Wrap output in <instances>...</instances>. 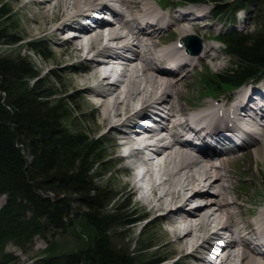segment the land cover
<instances>
[{
  "label": "bare ground",
  "instance_id": "1",
  "mask_svg": "<svg viewBox=\"0 0 264 264\" xmlns=\"http://www.w3.org/2000/svg\"><path fill=\"white\" fill-rule=\"evenodd\" d=\"M25 5L38 6L31 31L54 37L63 66L74 58L83 64V71L71 77V84L77 92L90 95L88 101L99 110V123L107 124L106 132L115 133L119 149L123 147L120 156L136 155L144 166L140 172L129 169L131 189L145 214H155L152 220L164 224L163 230L172 236L169 242L181 251L180 259L193 258L189 264H264V254L255 248L264 245V204L260 210L246 206L252 197L240 193L238 171L232 170L234 161L253 146L264 162V116H260L264 107H249L256 88H241L220 97L228 101L219 99L218 105L190 101L186 92L193 69L190 66L209 59L219 68L225 64L224 56L210 42H203L199 54H185V46L177 48V40L164 36L175 29L181 40L194 33L209 38L214 24L202 20L204 13L191 17L202 22L200 33L183 15L166 17L160 0H29ZM101 7L115 12L117 21L89 30L82 19ZM74 27L82 29L83 35H66ZM128 52L136 58H129ZM107 59L114 60L109 68L104 67L109 64ZM169 60L177 61L179 72L162 69ZM120 63L124 66L118 72L115 64ZM154 104L160 105L163 115L156 128H144L146 135L134 132L142 129L138 128L139 119L150 117ZM193 107L198 109L196 113L190 112ZM216 109L226 111L228 121L245 122L248 132L242 154L229 148L194 153L187 142L179 141L204 129L220 137V122L210 119ZM157 156L161 162L155 164L152 160ZM214 238L218 242L215 246L210 243ZM211 252L213 259L207 260L205 253Z\"/></svg>",
  "mask_w": 264,
  "mask_h": 264
},
{
  "label": "trees",
  "instance_id": "2",
  "mask_svg": "<svg viewBox=\"0 0 264 264\" xmlns=\"http://www.w3.org/2000/svg\"><path fill=\"white\" fill-rule=\"evenodd\" d=\"M189 1L212 2L217 17H233L240 7L256 9L252 31L219 35L233 64L203 75L209 90L230 88L264 75V0H232L231 6L226 0ZM10 17L11 10L2 3L0 43L14 45L22 38L17 36ZM28 43L33 51L51 57L41 40L30 39ZM47 76L61 81L54 70ZM53 87L26 56L19 52L13 56L0 54V196H6L0 208V264L19 263V258L7 251L9 243L26 251L35 236L47 237L50 231L61 234L75 226L76 217L81 220L77 232L84 236L81 244L60 252L52 243L32 264L163 262L165 258L156 255L136 258L156 246L146 239L138 241L137 250L113 241L110 233L135 222L132 215L138 210H131L123 199L111 214L109 205L118 195L114 188L96 184L97 177L101 179L112 171L107 166L112 160L104 152L107 146L102 137L88 136L82 127L75 126L77 117L71 115L81 110L76 94L55 98Z\"/></svg>",
  "mask_w": 264,
  "mask_h": 264
},
{
  "label": "rangeland",
  "instance_id": "3",
  "mask_svg": "<svg viewBox=\"0 0 264 264\" xmlns=\"http://www.w3.org/2000/svg\"><path fill=\"white\" fill-rule=\"evenodd\" d=\"M27 1L29 0H0V5L2 3H5L7 9L11 10L10 18L12 20V24H14L17 36L22 38L19 43H16L14 45L0 43V54H3L5 56H13L19 52L21 55L29 58L35 64L37 70L40 71V76L45 77L49 84H53V88L55 89L54 91L57 92V96L55 98H61L66 96L67 94L75 93L77 96L79 109H81L79 111L75 110V115H71L74 118L77 117L75 126L79 125V128L82 127V130H84L86 134H88V136H99L103 138L104 146H107V150L104 152H106L105 154L107 155H111L110 159L112 160L108 162L107 166H109L112 171L108 175L103 176L101 179L97 177L96 184L102 186L107 185L111 189L114 188L115 193H117L118 195L117 199L109 205L110 209H108L110 210L111 214H113V208L115 207V205H117L121 200L124 199L125 203L129 202V207L131 208V210H138L137 213L132 215V217L136 219L135 222L130 225L115 228L114 232L110 233L111 237H113L114 239L113 241L116 244H122L123 247L130 246L132 250H137L139 248V240L146 239V242L154 243L156 245L146 253L136 255V258L138 259H146L152 255H156L158 258H165V260L159 264H189L193 262L191 258L187 260L183 258L180 259L181 251L178 252V246L169 242L172 236L167 235L165 230H163L164 224H162V222L152 220L155 214H145V209L141 205V202L138 200L137 193L133 192V189H131L129 172L133 169L125 159L126 157L122 158L120 156L121 149H119V146L114 139L116 134L107 133L106 131L108 125L99 123V110L95 107V105L88 101L90 95L86 94L85 92H77V88H75V86L71 84V77L76 76L79 71H83V64L79 63V61H76V58H74L69 60L70 64L67 67H64L63 63H61V61L57 58V56H59V48L54 41V37L51 35H41L44 32L37 33L36 31H31V28H34L36 25V22L33 20V15L35 13V9L38 10V6L36 5L35 8H30L28 7V5H25V2ZM166 1H168L171 5L179 3V0ZM160 2L163 4V0H160ZM228 3L231 4V0H229ZM198 7H201L203 9L204 15L206 17L205 18L204 15L201 16L202 20L205 18L204 21L214 24V28L212 29L213 34H217L220 31H225L230 28V24L225 22V20H220L219 18H215L212 15L210 4H193L187 5L185 8L196 9ZM185 8L176 9L177 12H175L174 14L186 13V11L184 10ZM237 20L238 23L236 26H234V28H237L240 31L244 32L253 29V20L250 18V14H248L247 12H240L239 14H237ZM198 23H201L199 24V26H202V22ZM199 26L196 25L195 27L199 29ZM173 27L175 28L176 24H174ZM207 29L208 28H205L204 31H207ZM173 31L175 32V29ZM175 33L177 34V31ZM68 34L69 33H66V35ZM174 35L175 34H173V32L170 34L171 40H175ZM36 38L38 40H41L43 43H45V45L48 46L51 57L45 58V56H43L42 54H39L32 50L28 42L30 39ZM206 41L211 42L205 40L204 44H206ZM211 43L215 44L219 51H221L219 53L224 56L223 58L225 60V64L219 68H215V62L209 61V59L201 63L211 62L207 67L211 71H221L231 66L233 64L232 56H229V54L223 51V47L219 46V43H216L214 41H212ZM65 44L67 45L68 42L66 41ZM214 50L216 51V48H214ZM199 69L200 68L198 66L197 71L194 72V75H192L188 80L189 86L186 87L187 97H189L190 101L194 100L200 102L199 100L202 93L208 89V87L202 85L204 84L203 78H201L203 72H200ZM51 70H54L55 72L60 74L62 82H56V80L53 79V76H47L48 73L51 72ZM202 99L206 100L209 99V97H207L206 99L203 97L201 98V100ZM214 99L216 98L208 101L213 102ZM219 99L228 101L227 99L223 98ZM252 148L254 149L255 147L253 146L251 147V149ZM247 150V155L245 156L244 154V158H241V156L237 161H234V163L232 164V170L238 171L237 180L238 183H240V193L244 196L245 193H247V197H252V202L247 203L246 206L249 208L260 210L261 204H264V162L257 157V152H255V149L250 154H248L250 152V148H248ZM28 155L29 158H31L30 154ZM236 166L237 169L235 168ZM251 172L253 173V175H251ZM125 183L127 184V186H125ZM5 199V196H0V207L5 202ZM257 205L259 206L255 207ZM74 207H78L77 204H75ZM77 210L78 209L75 208L74 211ZM143 215H147V217L141 220H137V218H140ZM79 220L80 219L77 217L74 218L75 226L68 227L61 234H59L57 231H50L47 237H43L41 235L35 236L33 241L28 245L26 251L13 243H9L7 245V250L12 252L19 258L18 264H32L38 257L44 254V250L52 243L56 244L57 251H71L75 249L77 245L81 244L79 243L80 240L84 239V236L81 235L80 237L79 233L77 232V225H79ZM80 230L83 231L82 228ZM143 230H146L147 233L145 231V233L143 234ZM122 236H124V238H121Z\"/></svg>",
  "mask_w": 264,
  "mask_h": 264
},
{
  "label": "water",
  "instance_id": "4",
  "mask_svg": "<svg viewBox=\"0 0 264 264\" xmlns=\"http://www.w3.org/2000/svg\"><path fill=\"white\" fill-rule=\"evenodd\" d=\"M190 38H191V37H187V38H186V41L189 42Z\"/></svg>",
  "mask_w": 264,
  "mask_h": 264
}]
</instances>
